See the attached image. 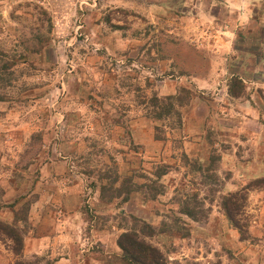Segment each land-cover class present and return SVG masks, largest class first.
Instances as JSON below:
<instances>
[{"label": "rangeland", "instance_id": "1", "mask_svg": "<svg viewBox=\"0 0 264 264\" xmlns=\"http://www.w3.org/2000/svg\"><path fill=\"white\" fill-rule=\"evenodd\" d=\"M262 180L264 0H0V264H264Z\"/></svg>", "mask_w": 264, "mask_h": 264}, {"label": "trees", "instance_id": "2", "mask_svg": "<svg viewBox=\"0 0 264 264\" xmlns=\"http://www.w3.org/2000/svg\"><path fill=\"white\" fill-rule=\"evenodd\" d=\"M243 93V81L238 77H234L232 79V86L230 87V94L233 96H241ZM154 102L156 104L160 103L157 98H155ZM172 109V104H167L162 109V112H158L155 116L158 119H161L164 112H170ZM160 175L159 177H162L166 175V172L162 171ZM263 182L264 180L256 183L261 184ZM239 196L241 200H245L244 195H230L224 198L223 207L231 225L244 235L246 231L243 229L240 221L236 218V213L240 210V206L237 205L234 200H236ZM186 214L192 216L191 212H186ZM2 236L12 241L14 252L17 255H20L23 250V237L20 235L19 231H17L15 227L0 223V238ZM118 246L122 251L119 264H166L164 253L154 245L146 242L137 232L123 233L118 240Z\"/></svg>", "mask_w": 264, "mask_h": 264}]
</instances>
